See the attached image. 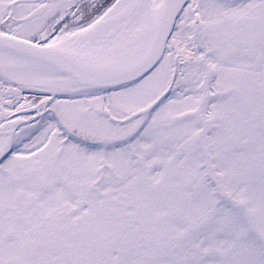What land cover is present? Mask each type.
Segmentation results:
<instances>
[{"label": "snow or ice", "instance_id": "obj_1", "mask_svg": "<svg viewBox=\"0 0 264 264\" xmlns=\"http://www.w3.org/2000/svg\"><path fill=\"white\" fill-rule=\"evenodd\" d=\"M0 264H264V0H0Z\"/></svg>", "mask_w": 264, "mask_h": 264}]
</instances>
